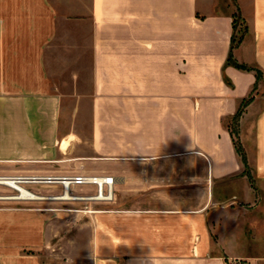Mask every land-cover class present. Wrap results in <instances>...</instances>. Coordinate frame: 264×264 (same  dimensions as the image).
<instances>
[{
    "label": "crops",
    "instance_id": "0c3cea01",
    "mask_svg": "<svg viewBox=\"0 0 264 264\" xmlns=\"http://www.w3.org/2000/svg\"><path fill=\"white\" fill-rule=\"evenodd\" d=\"M233 2L0 0V155L114 177L112 201H75L89 259L54 257L48 206L0 210V264H264V0Z\"/></svg>",
    "mask_w": 264,
    "mask_h": 264
},
{
    "label": "rangeland",
    "instance_id": "374dc122",
    "mask_svg": "<svg viewBox=\"0 0 264 264\" xmlns=\"http://www.w3.org/2000/svg\"><path fill=\"white\" fill-rule=\"evenodd\" d=\"M229 1L233 0H221V8H226L227 3ZM231 3V2H230ZM230 5V4H229ZM238 15V14H236ZM24 109H22L23 114ZM64 111V124L60 125V129L64 130L63 127H70L73 125H68V120L70 119L71 115H75L77 109L74 108H65ZM80 113L82 114V120L80 121V126L84 128V130L88 127V119H89V109H80ZM22 117V123H21V135L29 133V129L25 127V123L23 121ZM23 142V141H22ZM7 148V147H6ZM12 148H10V151ZM22 151H25L26 148H24L22 145L19 148ZM19 151V150H17ZM27 155H21V158H26ZM12 154H6V155H0V176L4 177H12V176H32L35 175H52V174H41L46 173L47 168L50 169L45 164H41L39 167H36L34 164H30L26 161H11L10 159H13ZM48 184V185H47ZM52 183H45V182H24L22 183L23 186H25L30 191L32 190L33 193L36 194L35 198H29V199H18L16 197H20V193L14 189L12 186L6 183H0V210L2 209H16V208H23V209H29V208H44L48 206H52L54 208H58L57 210H61L65 212V217L68 219V230L65 235L60 234H54L52 237V252L54 254V257L56 254H62L64 255L66 252L68 253L70 263L81 259V260H87L89 259L88 255L90 254L89 251V245H90V236L88 234L89 230L86 228L83 230L81 226L78 225V219L75 217V209L76 207H81V203L75 202L76 200H53V202L48 201L46 199L39 198L38 194H46L48 189H52L54 193H58L61 191V185L56 184L59 186H56L54 184L50 185ZM57 191V192H56ZM60 193V192H59ZM25 198V197H23ZM65 222H63V229H64ZM58 231L61 228V221L56 222V227ZM30 249L24 248V253H29ZM59 258V257H58ZM56 258V259H58ZM229 264H237V263H231Z\"/></svg>",
    "mask_w": 264,
    "mask_h": 264
},
{
    "label": "built area",
    "instance_id": "2783aa9c",
    "mask_svg": "<svg viewBox=\"0 0 264 264\" xmlns=\"http://www.w3.org/2000/svg\"><path fill=\"white\" fill-rule=\"evenodd\" d=\"M45 183H60V193L49 192L44 195L47 198L54 200H99V201H112L114 199V177L113 176H101V175H89V174H65L49 176ZM41 183V182H40ZM84 184H94L96 189L94 193H78L75 191V186ZM70 192V196L66 197V192Z\"/></svg>",
    "mask_w": 264,
    "mask_h": 264
},
{
    "label": "trees",
    "instance_id": "16d2710c",
    "mask_svg": "<svg viewBox=\"0 0 264 264\" xmlns=\"http://www.w3.org/2000/svg\"><path fill=\"white\" fill-rule=\"evenodd\" d=\"M246 26L243 24V21L242 19L239 17V15H236L234 14V20H233V34H232V48L234 46H236L237 44H239L244 36V33L246 31ZM226 63L228 64H233L237 67H240V68H249V67H246L238 62H236L233 57H232V54L230 52V54L228 55V58H227V61ZM260 71L257 70V73H258V77H259V73ZM248 101L247 98H245L243 100V104H246V102ZM242 112V108L239 107L237 112L231 116V117H228L224 120V122H226V124L228 125V127L230 128V132L232 134V137H233V141H234V144H235V147H236V151L238 152V154L241 156L246 168H247V160H246V156H245V151L243 149V146L240 142V139H239V136H238V131H237V122H238V119H239V116ZM246 173H248L249 175V172H247V169L245 170ZM251 179H253L251 177V175H249ZM227 260V259H226ZM227 264H229V262H227Z\"/></svg>",
    "mask_w": 264,
    "mask_h": 264
},
{
    "label": "bare ground",
    "instance_id": "6f19581e",
    "mask_svg": "<svg viewBox=\"0 0 264 264\" xmlns=\"http://www.w3.org/2000/svg\"><path fill=\"white\" fill-rule=\"evenodd\" d=\"M49 176L51 175H32V176H4L1 177L0 176V183H6L9 184L10 186H12L14 189H16L21 195L20 197H16L18 199H29V198H35L36 194L32 192V190L30 191L29 189H27L25 186L22 185V183L24 182H46L49 178ZM54 176V175H52ZM39 198H47L44 195H39ZM66 197L70 196V192H66ZM25 197V198H23Z\"/></svg>",
    "mask_w": 264,
    "mask_h": 264
}]
</instances>
